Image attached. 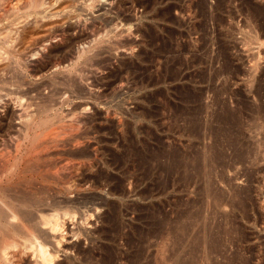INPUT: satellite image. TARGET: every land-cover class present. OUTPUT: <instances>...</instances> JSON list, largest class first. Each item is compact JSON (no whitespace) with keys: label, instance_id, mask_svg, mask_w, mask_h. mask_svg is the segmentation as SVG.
Returning a JSON list of instances; mask_svg holds the SVG:
<instances>
[{"label":"rangeland","instance_id":"rangeland-1","mask_svg":"<svg viewBox=\"0 0 264 264\" xmlns=\"http://www.w3.org/2000/svg\"><path fill=\"white\" fill-rule=\"evenodd\" d=\"M20 2L0 0V106L18 105L22 96L24 102L43 108L38 109L39 120L45 121L43 131L63 133L71 125L67 128L78 139L59 153H41L43 175L29 172L26 178L31 181L24 185L30 192L45 188L47 198L74 186L72 192L64 189L67 193L57 196L60 214L66 212L61 214L67 224L65 247H72L59 253L58 264H106L110 251L112 264H171V226L183 224L188 209H197L199 198L197 184L189 188L184 180V169H172L197 151L212 150L216 153L209 154H220L228 164L235 161L229 146L232 137L218 131L222 125L216 116L228 108L247 117L238 149L255 155L233 170H251L256 176V202L250 220L241 216L238 223L226 226L234 232L211 257L214 264H264V121L257 119L264 106V46L249 36L246 26L255 4L264 0H45L44 18L28 17L27 0ZM14 3L19 13L11 11ZM52 34L56 39L40 46ZM199 105L209 110L202 112L203 136L196 140L187 121L189 111ZM0 111L5 116L6 109ZM254 114L262 132L251 119ZM224 162L215 165L216 173H227ZM82 178L92 184H82L81 189ZM245 179L234 184L245 187Z\"/></svg>","mask_w":264,"mask_h":264},{"label":"bare ground","instance_id":"bare-ground-1","mask_svg":"<svg viewBox=\"0 0 264 264\" xmlns=\"http://www.w3.org/2000/svg\"><path fill=\"white\" fill-rule=\"evenodd\" d=\"M19 2H20V4L23 3L22 0H19ZM15 3H16V1H15ZM15 3L13 6H16V7H11V6L10 7L12 9L11 11L16 14V12L18 10V6L15 5ZM24 3H26V2H24ZM221 3H222V0H221ZM0 6H1V4H0ZM27 6H28L27 9H29L28 12H26L28 17H30L31 15H33L37 18H44L47 16L48 10L45 9V0H27ZM46 8H48V7H46ZM23 9H24V7H23ZM17 13H19V11ZM27 15H25V16H27ZM251 15L252 16L246 20V26L249 28V31L247 33L250 34L249 36L250 37L252 36L256 42H259V45L261 44L262 46H264V3L255 4V6L253 8V13H251ZM18 16H20V15H17V17L14 15L15 18H19ZM21 16H23V14H21ZM14 21L18 22V20H14ZM23 21L25 22V19ZM26 21H28V19ZM19 24H17V25H19ZM11 26L14 28L13 24H11ZM15 27H17V26H15ZM14 33H15V31H14ZM14 35L12 36L13 38H14ZM56 36H57V34H52L50 37L42 40L40 42V46H45L46 42L53 41V39H56ZM12 37H11V39H12ZM6 43H7V41H6ZM10 45H12V44H10ZM1 82H4V81H1ZM5 89L6 88H4V90ZM1 93H2V90H1ZM31 96H32V94H31ZM13 99H14V97H13ZM3 104H1L0 107L6 109V114H5V116H0V264H58V260L60 258L59 253H61V252L66 253L69 250L71 251L72 247H70V249L65 247L66 246L65 240L67 239L65 237L67 235L64 236L63 234L66 231V225L67 224L65 225V223L63 222V220H62L63 218L61 217V214H63V213L65 214L66 212H63L60 214V211L58 209V206H59L58 202L59 201L57 200V198H60V197H57V196H59L60 193L65 194L69 191L72 192L74 190L73 189L74 186L73 187H70V186L66 187L65 186L63 188V190L65 189V191H67V192L64 191L65 193H62L63 190L60 189L61 191L59 193L57 192V194H55V195L51 194L52 195L51 198L50 197L47 198L48 193H47V190L45 192V188L43 186H42V188H44V189L40 188L38 190H35V192L34 191L30 192L27 190L26 187H24V185L28 184L29 181H31L28 178H26V175L29 174V172H31V173L36 172L38 175L42 174L43 170H41L40 165H39V163L42 162L41 161L42 160L41 153H44L46 151H57V150L59 153V149H61L63 147L64 148L70 147L71 145H73L72 143L78 139L74 136L75 134H73L72 131L69 128H67L68 126H71V125L66 126L65 127L66 129L63 127L64 128L63 133L61 132L62 129L60 131L55 130L53 132H49L48 134L46 133V131H43V129L46 130V128H44V127L42 129V126H43L42 123L45 121L41 122L42 119H41V116H39L40 114L38 111L39 108H40V110H42L43 108L41 109V107H37V108L34 107L35 104L29 100L24 102V99L22 98V96H20V98L18 97V100H17L18 105L11 107L10 103L5 102ZM225 105H224V108H226ZM204 106L205 105L196 106L197 108H195V109L192 108L189 111L190 113L188 112L189 113V115H188L189 120L187 122H189V124H187L188 125L187 127L189 128V132H190L189 134L197 137L196 140H198V138L200 139L201 136H203L200 133V131L202 129L201 115H202L203 111L204 112L206 111V110H204V108H207L206 106L205 107ZM220 107H223V106H220ZM260 108H261V106H260ZM207 109L209 110V108H207ZM220 110L224 111V109H220ZM232 110H234V109H232ZM255 110H257V109H255ZM258 110L260 111V112L258 111V115L260 116V118H257V119L259 121H261L260 119H262L264 121V106H262V108L258 109ZM213 113H215V112H213ZM221 113L222 114L216 113L217 114L216 116H218L217 120H219V122L222 125L221 128H220V126L218 127V128H220V130L218 129V131H220V133H225V134L227 133L228 135L230 134V136L232 137L229 141V146L231 148H233L232 150L235 151L234 152L235 153L234 154L235 155V161H233L231 164H228V163H226V161L224 162V159H221V155L220 154L218 155V153L217 154H209L210 150H208L203 154V152L198 153L200 151H197V154H195V156H194V154H192V156H194V157H190L188 155L189 158H188L187 162H183V160H182V162L178 163V165L172 169L174 171L173 173L176 172V170H174V169H178V168L184 169V171H185V175L183 177L184 180L189 184V188H190V186L197 184L198 189H196L197 187L195 189L198 190L197 195H199V196H197V197H199V198L197 201L198 202L197 203V209L195 211H191L192 208H190L186 212V215H185L186 218H184V219H186L185 222L184 223L182 222L183 224H181L180 226L178 224H174L171 226L170 240L172 242V252L170 255L171 257H169V258H171V259H169V260H171L170 261L171 264H200V261L206 262L205 264H214L211 256H213L215 253L218 252V249H219L218 247L222 244V240H224L223 238L234 232L233 227H232L233 229L230 230L226 226L227 225L228 226L229 225H235L236 222L238 221V218L241 216H242L241 218H244L246 220L249 219V212L251 210L252 211L254 210V206H255L256 201L254 200L255 198L253 195L254 191H255L254 190L255 186H253V185H254V181H255L254 178L256 176H254V174L251 173L252 172L251 170H249V172H247L248 170L246 171V170L242 169L243 170L242 173L239 171L235 172V170H233V168L234 169L237 168V167H234L235 164L240 165V166L242 164L244 165V162H246L247 158L250 155H252V156L255 155V154H253L252 151H251L252 153L250 152L251 154L249 155V152H248L249 149L247 151H245V150L243 151V150L238 149V146H240L241 143L244 142V140H243V142H241L242 136L244 135L242 133L243 127L241 128V126L243 124V120H246L247 117H245V115H244L245 113H243L242 111H238V109L231 111L228 108V110L226 109L224 113L223 112H221ZM253 113H252V115H253ZM255 113H256V116H258L256 111H255ZM41 114H43V113H41ZM256 116H255V114H254V117L252 116V118H251L252 121L255 120ZM39 117L41 120H39ZM207 117H208V115H207ZM248 118H249V116H248ZM215 119H213V120H215ZM251 119L249 118L248 120L251 121ZM46 122H49V120L48 121L46 120ZM56 122H58V121L56 120ZM256 122L259 123V125H260V122H258V121H256ZM45 124L48 125L47 123H45ZM245 124H243V125H245ZM263 124H264V122H263ZM248 125L245 126V128L248 127ZM249 126H252V125H249ZM262 126L263 125L261 124L260 125L261 132H262ZM251 128H253V127H251ZM256 128H258V126ZM57 129H58V127H57ZM246 129H245V131H246ZM67 130H70V134H69V132L68 133L65 132ZM263 130H264V128H263ZM228 131L230 133H228ZM259 131H260V128H259ZM250 132H251V134L254 133L253 130ZM261 132L260 133L257 132V135H262ZM64 133H65L66 137L63 135ZM77 133H76V135H77ZM212 135H213V133H212ZM221 135H223V134H221ZM61 136L65 137L66 139L64 138L65 140H62L63 138ZM255 136H256V134H255ZM263 136H264V134H263ZM260 137H262V136H260ZM255 138L257 140L260 139L258 137H255ZM255 138H254V142L256 140ZM217 139H218V137H217ZM257 140H256V142H257ZM201 141H202V139H201ZM249 141H253V140L251 139ZM259 142H260V140H259ZM254 144L256 145L259 143L257 142ZM254 144H253V146L256 149L257 147H255ZM74 146H72V147H74ZM241 147H242V145H241ZM258 147H259V145H258ZM201 148H202V146H201ZM259 150L262 151V149H259ZM70 151H73V150L70 149ZM255 151H257V150H255ZM255 151H254V153H255ZM212 152H214V151H212ZM214 153H216V152H214ZM46 154H48V152H46ZM60 155L62 156V154H60ZM77 155H78V153H77ZM69 157H71V156L69 155ZM57 158H59V156L56 157V159ZM56 159L54 158V160H56ZM60 159L61 158H59V160ZM251 159H253V157ZM64 160H67V159L65 158ZM254 160H256V159H254ZM258 160H259V158H258ZM219 161L224 162V164L226 163L223 167L225 168V172L228 173L230 178H227L228 175L226 176L227 173H224V171H221V173H219V172L216 173L214 171L215 169H213V168L215 167V165ZM64 162L67 164L66 161H64ZM69 162H70V160H69ZM178 162H179V160H178ZM220 162L218 163V165L220 164ZM248 162H250V161H248ZM59 163L62 164L61 162H59ZM40 164H42V163H40ZM64 164H62V165H64ZM66 164H65V169L69 166V164L72 165L73 163L67 164L68 166H66ZM56 166H54V169H57ZM80 166H81V164H80ZM61 167H60V169H61ZM76 167L77 166H72L71 168H73V170H74V169L78 168V167L77 168ZM216 167H217V165H216ZM243 168H245V167L243 166ZM247 168L248 167H246V169ZM50 170H52V169H50ZM67 170L69 172V169H67ZM238 170H240V169H238ZM40 171H41V174H40ZM62 171H63V169H62ZM56 173H58V171H56ZM64 173H66V172H64ZM253 173H254V171H253ZM51 174L54 175L53 173H51ZM216 174H218V175H216ZM257 174H259V173L257 172ZM33 176H35V175H33ZM175 176H177V175L175 174ZM43 177L44 176H42V178ZM49 177H52V176H49ZM244 177H246V179H245L246 180L245 182H247L246 186L245 187H242V186L237 187L238 185L236 186V184H234V181L235 182L239 181ZM29 178H30V176H29ZM183 178H181V179H183ZM47 179H49V178H47ZM97 179H98V177L95 180H97ZM218 179L221 183H223L225 185V187L227 188V191H224L217 186ZM51 180H52L53 184L58 185V181H56L55 177H52ZM89 181L90 180H88L87 178H82V180L80 181L82 183L79 184L80 188L81 189L83 188L81 186L82 184H83V186H85V185L87 186V184H89ZM92 182L94 183L95 181L93 180ZM97 182H100V181H97ZM186 182H185V185H186ZM90 183H91V181H90ZM100 183H103V182H100ZM64 184H62V185H64ZM38 185H39V183H38ZM57 185H55V186H57ZM186 186H188V185H186ZM100 187L102 188V186H100ZM194 187L195 186H193V188ZM225 187H223V188H225ZM32 188L35 189L36 187L33 186ZM89 188L91 189V186H89ZM94 188H95V186H94ZM55 189L59 190L57 188H55ZM116 190H118V189H116ZM45 193H47V194L45 195ZM193 206H194V204H193ZM262 206H263V204H262ZM47 209L49 211H47ZM69 215L70 214H68V217H69ZM71 217L73 218V216H71ZM219 219L221 221H218L219 223L217 222L218 224L215 225L216 222H214V221L219 220ZM88 220H89V218H88ZM65 222L67 223V221H65ZM175 222L176 221H174V223ZM214 225L216 226L215 229H214ZM240 225H242V224H240ZM238 232H239V230H238ZM73 234L77 235L76 232H74V231H73ZM236 240H237V238H236ZM70 244H68V245H70ZM74 248L76 249V247L73 246V249ZM79 251H81V250H79ZM107 254L108 255L105 257L104 263L112 264L114 262V255H113L114 253H113V251H110ZM198 254H199V257L197 256Z\"/></svg>","mask_w":264,"mask_h":264}]
</instances>
